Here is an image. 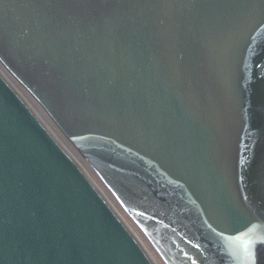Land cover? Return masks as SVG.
<instances>
[{
    "label": "water",
    "instance_id": "1",
    "mask_svg": "<svg viewBox=\"0 0 264 264\" xmlns=\"http://www.w3.org/2000/svg\"><path fill=\"white\" fill-rule=\"evenodd\" d=\"M0 68L164 264H264V0H0ZM2 69L0 264H155Z\"/></svg>",
    "mask_w": 264,
    "mask_h": 264
},
{
    "label": "rangeland",
    "instance_id": "2",
    "mask_svg": "<svg viewBox=\"0 0 264 264\" xmlns=\"http://www.w3.org/2000/svg\"><path fill=\"white\" fill-rule=\"evenodd\" d=\"M2 69V68H1ZM3 70V69H2ZM3 72L6 74V76L8 77V79L13 83V85H15V87L20 91V93L24 96V98L28 101V103L31 105V107L36 111V112H38V110H37V108L39 109V107L34 103V105L36 106H33V104H32V100H31V98L10 78V76L3 70ZM30 100H29V99ZM39 113V112H38ZM40 114V113H39ZM44 115V114H43ZM40 116H41V114H40ZM44 117H45V115H44ZM46 119H47V117H45ZM41 119H42V121L44 120L45 121V119L41 116ZM49 119H47V121H48ZM46 122V121H45ZM44 122V123H45ZM49 123H50V126H52L53 128H54V126H53V124L50 122V121H48ZM45 124H47V123H45ZM47 126L50 128V130L55 134L56 132H55V130H53L50 126H49V124H47ZM55 136L58 138V136L55 134ZM59 139V138H58ZM61 140V139H60ZM64 143V142H63ZM64 146H66L65 144H63ZM79 162L81 163V160H79ZM81 166H83L85 169H86V167L81 163L80 164ZM89 169H86V171L90 174V171H88ZM91 177L98 183V186H100L102 189L104 188L102 185H101V183L98 181V179L96 178V177H94V175H93V173H92V175H91ZM105 189V188H104ZM103 189V193L104 194H106L109 198L111 197L110 196V194L107 192V190L105 189L104 190ZM108 198V199H109ZM112 203H113V205H114V207L117 209V211H119V212H121V215L123 216V217H125V219L127 220V223L129 224V226L136 232V234L139 236V238L142 240V242L145 244V246L146 247H148L150 250H151V252L153 253V255H154V257L159 261V263L160 264H164L163 263V261L159 258V256L155 253V251L152 249V247L148 244V242L145 240V238L141 235V233L137 230V228L133 225V223L129 220V218L122 212V211H120V207L116 204V202L115 201H113V198L111 197L110 199H109ZM119 207V208H118Z\"/></svg>",
    "mask_w": 264,
    "mask_h": 264
},
{
    "label": "bare ground",
    "instance_id": "3",
    "mask_svg": "<svg viewBox=\"0 0 264 264\" xmlns=\"http://www.w3.org/2000/svg\"><path fill=\"white\" fill-rule=\"evenodd\" d=\"M1 69V68H0ZM29 99V98H28ZM30 100V99H29ZM32 104H33V106H35L34 105V102H32ZM36 107V106H35ZM37 110H38V112L41 114V116L45 119V121L43 120V122H45V123H47V124H49V126H50V123L47 121V119L44 117V115H43V112H42V110L39 108H37ZM36 112V111H35ZM38 112H36L38 115H39V117L41 118V116H40V114L38 113ZM53 130H55V134L58 136V138H59V140L63 143V144H65L66 146V149L70 152V154H72V156L76 159V161L78 162V163H80L79 162V160H81L79 157H78V155L74 152V150L73 149H71L70 148V146L69 145H67V143L62 139V136L60 135V133L56 130V129H54L52 126H50ZM81 163L86 167V165L82 162V160H81ZM80 163V164H81ZM83 167V166H82ZM84 168V167H83ZM85 169V168H84ZM86 169H88L87 167H86ZM85 169V170H86ZM89 171V170H88ZM87 172V171H86ZM88 173V172H87ZM89 174V173H88ZM90 176L92 175L91 174V172H90V174H89ZM102 189V188H101ZM103 190V189H102ZM106 195V194H105ZM106 197L107 198H109L107 195H106ZM111 198V197H110ZM109 198V199H110ZM108 199V200H109ZM110 201V200H109ZM114 201V200H113ZM113 204V203H112ZM119 208V207H118ZM120 209V208H119ZM120 211H121V209H120ZM118 214L120 215V217L124 220V222L127 224V226L130 228V230L133 232V234L134 235H136L137 236V238L142 242V240L139 238V236L136 234V232L129 226V224L127 223V220L125 219V217H123L122 215H121V212H119L118 211ZM142 244L144 245V248H145V250L147 251V253H148V255L150 256V258H151V260L155 263V264H160L159 263V261L154 257V255H153V253L151 252V250L148 248V247H146L145 246V244L142 242Z\"/></svg>",
    "mask_w": 264,
    "mask_h": 264
}]
</instances>
